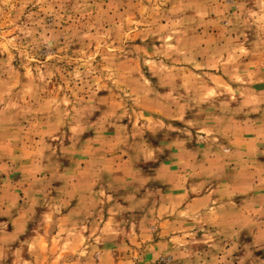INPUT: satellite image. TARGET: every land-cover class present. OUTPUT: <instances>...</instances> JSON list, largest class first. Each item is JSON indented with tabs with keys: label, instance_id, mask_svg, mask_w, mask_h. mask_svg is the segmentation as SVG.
Returning <instances> with one entry per match:
<instances>
[{
	"label": "clouds",
	"instance_id": "1",
	"mask_svg": "<svg viewBox=\"0 0 264 264\" xmlns=\"http://www.w3.org/2000/svg\"><path fill=\"white\" fill-rule=\"evenodd\" d=\"M0 264H264V0H0Z\"/></svg>",
	"mask_w": 264,
	"mask_h": 264
}]
</instances>
